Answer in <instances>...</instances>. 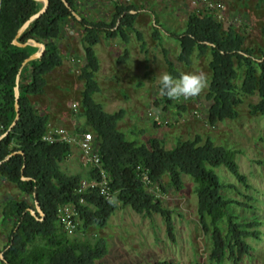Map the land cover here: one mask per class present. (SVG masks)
<instances>
[{"label": "trees", "instance_id": "obj_1", "mask_svg": "<svg viewBox=\"0 0 264 264\" xmlns=\"http://www.w3.org/2000/svg\"><path fill=\"white\" fill-rule=\"evenodd\" d=\"M67 1L71 8L63 0H50L47 11L33 20L18 38L20 43L35 39L46 47L42 57L29 61L22 70L20 118L0 140V162L4 161L0 164V175L16 183L34 199L36 194L44 217L26 200L11 199L4 205L3 220L16 219L9 243L3 250L0 249L4 264H106L100 261L107 254L104 243L93 245L71 237L64 230L58 219V209L67 203L77 205L78 223H81L77 226L82 225L83 229L93 225L106 226L119 203L129 205L137 212L149 215L159 213L165 219L169 237L175 240L172 210L164 207L151 190L162 185L165 175L169 176L177 190H182L183 174L190 175L196 183L199 218L212 241L210 258L215 264H223L225 259L241 264L253 250L247 238L261 237L260 230L256 228L259 223L240 222L230 213L229 206L240 203L222 195L224 185L215 171V168L224 165L245 182L246 178L236 161L237 150L216 145L209 138L202 143L200 136L182 141L171 149H166L155 138L144 144L127 139L125 133L118 129L124 110L107 112L94 99V93L99 89L95 74L100 67L95 46L103 35L120 36L128 41L130 30H136V14L132 12L135 8L117 4L116 19L111 25L106 21L88 20L82 15L81 19H77L73 15V10L78 11L77 0ZM43 5L40 0H0V136L8 130L17 114L15 87L20 67L27 57L38 50L33 44L17 45L14 39L20 28ZM69 18H73L84 30L86 64L81 70V78L85 80L81 99L83 115L94 132L95 145L101 156V168L90 167L86 179L99 178L103 169L116 200L105 199L97 191H77L84 177L81 174H66L60 165L72 154L73 145L66 141L50 143L44 139L48 130L56 127L50 125L48 116L40 113L29 97L43 92L46 74L62 65L58 40L64 22ZM174 35L180 41L179 57L182 61L189 62L195 49L211 51L210 121L237 116L236 106L241 98L234 84L237 76L235 58L247 68L242 90L252 93L258 89L260 95V101L252 106V112L264 115V60L255 59L251 49L243 48L244 39L240 34L232 28L225 32L222 23L211 12H194L188 18L185 31ZM166 59L171 73H174V62L167 55ZM163 99L168 103L171 101L165 95ZM145 171L151 180L149 185L143 180L142 173ZM81 199L84 202H80ZM30 209H35L36 215ZM224 221L226 229L222 227ZM113 264L138 263L121 261Z\"/></svg>", "mask_w": 264, "mask_h": 264}, {"label": "rangeland", "instance_id": "obj_2", "mask_svg": "<svg viewBox=\"0 0 264 264\" xmlns=\"http://www.w3.org/2000/svg\"><path fill=\"white\" fill-rule=\"evenodd\" d=\"M221 2L223 7L216 18L226 32L232 28L244 39L243 48L251 49L255 59L264 60V0H210ZM117 4L132 6L136 14L135 26L129 40L103 35L95 46L100 67L95 74L99 85L94 99L107 112L124 110L118 129L126 138L137 144L157 139L171 149L182 141L200 136L202 143L208 138L216 145L237 150L236 161L246 181H240L229 169L221 165L215 168L224 188L222 195L233 203L229 211L240 222L258 221L260 239L248 237L253 250L241 264H264V115L253 113L252 106L260 101L257 90H242L246 74L245 64L235 58L237 76L234 79L236 93L241 102L236 106L237 116L215 122L210 121L212 101L208 94L213 71L210 68L211 51L195 49L189 62L180 60V41L174 34L187 28L188 18L194 12H211L206 0H77L76 11L92 21L112 23L116 19ZM120 19V18H119ZM120 21V20H118ZM167 30V33L165 32ZM84 30L73 18L63 25L58 44L63 56L61 66L46 74L44 91L29 95L36 109L46 114L52 127L92 132L83 115L82 93L85 80L81 70L86 64L83 45ZM160 35V36H159ZM159 36V37H157ZM39 50V48H38ZM37 50V51H38ZM125 51H128V54ZM167 58L174 62L171 73ZM203 73L206 86L195 97L185 100L171 99L168 103L160 91L162 73L178 76L181 73ZM161 114L169 121L158 125L153 114ZM78 132V131H76ZM82 133V132H81ZM94 136V134H93ZM66 174H81L84 179L90 167L82 161V152L73 145L70 157L61 162ZM184 188L177 190L168 175L162 185L151 191L157 194L164 207L172 210L175 222V240L166 230L164 217L159 213L149 215L137 212L129 205L118 204L104 227L90 226L83 229L77 220V229L71 235L96 245L104 243L106 264L128 261L138 264H215L210 258L212 241L204 230L198 214V196L194 179L182 176ZM11 199L26 200L36 207L32 195L0 175V249L9 243L15 220H3L4 205ZM114 200L116 198L114 197ZM81 224V223H80ZM226 229V222L222 223ZM2 254V252H1ZM98 261V262H100ZM0 264H4L2 258ZM223 264H233L225 259Z\"/></svg>", "mask_w": 264, "mask_h": 264}, {"label": "built area", "instance_id": "obj_3", "mask_svg": "<svg viewBox=\"0 0 264 264\" xmlns=\"http://www.w3.org/2000/svg\"><path fill=\"white\" fill-rule=\"evenodd\" d=\"M209 8H212V13L217 18L219 15V10L223 7L221 2H211L206 0ZM221 17V15H219ZM154 121L158 125H167L169 121L164 118L161 114H153ZM44 139L50 143L57 141H66L72 145H78L82 152V161L85 165L89 167L101 168V156L95 145V140L92 132H75L62 128H50L45 134ZM143 180L146 184H151L148 173L145 171L142 173ZM97 191L105 199H114L113 192L111 191L108 178L103 169L100 170L99 178L84 179L81 181L77 191L84 193L85 191ZM80 202H84L81 199ZM79 217V212L77 205L75 203L63 204L58 209V219L64 230L72 235L77 228V220Z\"/></svg>", "mask_w": 264, "mask_h": 264}, {"label": "clouds", "instance_id": "obj_4", "mask_svg": "<svg viewBox=\"0 0 264 264\" xmlns=\"http://www.w3.org/2000/svg\"><path fill=\"white\" fill-rule=\"evenodd\" d=\"M162 95L170 99L185 100L197 96L206 86V77L203 73L187 72L178 76L170 73H162L159 79Z\"/></svg>", "mask_w": 264, "mask_h": 264}, {"label": "water", "instance_id": "obj_5", "mask_svg": "<svg viewBox=\"0 0 264 264\" xmlns=\"http://www.w3.org/2000/svg\"><path fill=\"white\" fill-rule=\"evenodd\" d=\"M40 1H43L44 2V5H43V7L36 13V14H34V15H32L31 17H30V19L20 28V30H19V32H18V34H17V36H16V38L14 39V43L15 44H17V45H20V46H26V45H28V44H33V45H35V46H37L38 48H39V50L38 51H36L35 53H33L32 55H30L29 57H27L25 60H24V62L22 63V66L20 67V70H19V72H18V74H17V78H16V87H15V95H16V112H17V114H16V117H15V119H14V121L12 122V124L10 125V127L8 128V130L4 133V134H2L1 136H0V140L4 137V136H6L12 129H13V127L17 124V122H18V119L20 118V104H19V96H20V87H19V84H20V79H21V73H22V70H23V68H24V66L29 62V61H31V60H33V59H38V58H40V57H42L43 56V54H44V52H45V44L43 43V42H38L37 40H35V39H30L29 41H27L26 43H20L19 41H18V38H19V36L25 31V29L29 26V24L33 21V20H35L36 18H38L39 16H41L42 14H44L46 11H47V9L49 8V6H50V0H40ZM64 1V3L66 4V6L67 7H69V8H71V6H70V3L67 1V0H63ZM73 15L77 18V19H81V16L75 11V10H73ZM21 153H22V151H21ZM10 157V155L9 156H7V158L6 159H8ZM4 161H2V162H0V164L1 163H3ZM24 179H27L26 177H24ZM35 203H36V210L44 217V212L42 211V209H41V206L39 205V202H38V200L36 199V194H35ZM31 210V212L33 213V214H35L36 215V210L35 209H30ZM0 257L1 258H3V255L0 253Z\"/></svg>", "mask_w": 264, "mask_h": 264}, {"label": "crops", "instance_id": "obj_6", "mask_svg": "<svg viewBox=\"0 0 264 264\" xmlns=\"http://www.w3.org/2000/svg\"><path fill=\"white\" fill-rule=\"evenodd\" d=\"M134 13V12H133ZM135 29L136 30H138V31H140V29H139V27L138 26H136L135 27ZM165 32L167 33V30H165ZM140 35V36H139ZM141 37H142V34H141V31L140 32H138V38H140V40H141ZM130 39V38H129ZM142 41V40H141ZM124 55H126V51H125V54Z\"/></svg>", "mask_w": 264, "mask_h": 264}]
</instances>
